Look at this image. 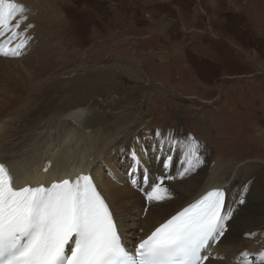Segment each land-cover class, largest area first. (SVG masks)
<instances>
[{
    "label": "rangeland",
    "instance_id": "rangeland-1",
    "mask_svg": "<svg viewBox=\"0 0 264 264\" xmlns=\"http://www.w3.org/2000/svg\"><path fill=\"white\" fill-rule=\"evenodd\" d=\"M15 2L25 7L47 52L39 54L44 60L36 74L22 83L12 84L0 64V119L27 100L24 117L10 134L38 132L39 145L33 139L22 149L31 145L34 153L41 151L52 116L93 108L100 112L95 139L110 132L125 140L139 131L172 127L199 141L200 153L206 148L211 158H203L202 168L226 159L264 172V0ZM65 123L62 137L71 129L75 136L72 144L65 142L68 135L62 138L64 147H74L79 133L92 127ZM123 152L114 149L111 155L117 160ZM100 165L113 185L125 183L117 162ZM145 207L129 209L118 221L143 236L130 224L141 222ZM147 223L143 218L142 225Z\"/></svg>",
    "mask_w": 264,
    "mask_h": 264
},
{
    "label": "snow or ice",
    "instance_id": "snow-or-ice-1",
    "mask_svg": "<svg viewBox=\"0 0 264 264\" xmlns=\"http://www.w3.org/2000/svg\"><path fill=\"white\" fill-rule=\"evenodd\" d=\"M25 11L15 0H0V36L5 37L0 40V55L19 56L31 41L27 29L21 31ZM146 131L145 136L133 137L127 148V175L133 185L146 186L140 190L147 212L153 203L172 199L165 181L192 174L204 159L199 141L191 134ZM177 161V176L166 175ZM152 162L160 166L159 176H153ZM50 167L49 162L43 171ZM13 179L9 167L0 161V264H206L212 258L210 249L226 235L234 215L226 191L209 190L155 226L130 251L90 175L47 186L17 187ZM248 187H242L236 205L245 203ZM252 255L257 260H251ZM234 259L239 264H264V251H242Z\"/></svg>",
    "mask_w": 264,
    "mask_h": 264
},
{
    "label": "bare ground",
    "instance_id": "bare-ground-1",
    "mask_svg": "<svg viewBox=\"0 0 264 264\" xmlns=\"http://www.w3.org/2000/svg\"><path fill=\"white\" fill-rule=\"evenodd\" d=\"M30 24L31 22L28 20H25L21 24V31L27 29L28 36L34 37L29 42L28 46L22 50V54L19 56L4 57H2V55L0 57V60H4L0 61L3 68L2 75L3 73H6L3 76L9 77L12 84L22 83L27 77H29V80L33 76L29 74H36L37 67L43 64L44 56L41 57L39 54H43V50L45 52L46 50L43 48L42 44H40L36 35V31L38 33L39 31H35L32 27L28 28V25ZM1 37L0 40L5 39V37ZM40 58L41 61L37 60ZM25 60L26 62H23ZM23 63L26 64V69H24V67H19ZM15 78L21 82L17 79L15 80ZM26 102L27 100L22 101L8 113V116H5L4 119H0V161L5 162L9 167L14 178V186L20 187L25 183H30L33 186H36L38 183H45L47 186V184L52 181L65 178L75 179L76 176L81 174L90 175L97 186V190L101 193L112 210L122 234V242L126 247H132V245L149 234L155 226L164 222L165 219L169 218L182 207L193 202L207 191L215 188H223L227 193L228 205L234 208V215L227 223L228 230L226 235L221 238L220 242L214 244L210 249L212 258L210 261L206 262V264H239V262L234 259L238 253L248 251L249 253L258 254L264 251V172L260 173L258 172L259 170L257 171L256 169V171H254L242 162H240L242 164L239 165V163L225 159L220 162L216 161L215 164L207 163L206 168L200 167L192 174L185 176L183 179L177 177L176 179L165 181L166 185L171 188L170 192L172 193V199L166 200L162 203H153L151 206H148L147 212L144 211L145 213H143V210L141 211L144 214V217L141 216L139 218L141 221L140 223L134 219L135 222L130 224L134 229L136 228L135 230H137V232H143L144 235L140 236L136 234V231L134 230V232H130L128 227L121 225L118 219L127 216L130 212L129 209H134V212H137L136 209H143L146 206L144 197L140 194V189L145 188L146 186L140 183L135 190L129 176L127 175L129 163L127 148L131 144L133 137L144 136L143 133H147L148 131L145 130L133 133L125 140H121V136H114L110 132H108L106 137L102 135L103 137L95 139L97 138V133L101 132L100 130H93L97 129L94 126L100 119V112L93 108H90L89 111L88 109L86 111L78 109L67 115L64 113L62 115L52 116V121H50V123L53 125L51 128L48 126L51 131L44 130L48 138L46 139L44 146L39 148L41 151L39 153L36 151L37 154L33 152L31 145L29 148H22L24 142V145H26L28 141L31 143L33 139L34 145L38 146V132L27 131L18 135L16 138L10 134L15 127L14 125L23 119L24 112L21 108L26 106ZM91 109L93 110L91 111ZM65 120H68L73 125L77 126H81L82 124H92L89 131H86L85 133L82 131V135L76 133L78 137H76L77 140L74 142V147L63 146L66 144L62 142V138H65L67 135L69 136L70 133L67 131L66 136L62 137L63 125L66 124ZM139 122L143 123V118H140ZM133 126L135 125L128 126L129 128L127 129H131ZM168 128L169 129L164 128V130H173L175 134L179 136H182L183 134H181L176 128ZM54 129H58L59 131L54 133L52 132ZM78 129L79 128H77V130ZM71 130H73V132L66 138V143H71V139L75 136V130ZM104 132L105 131H103V133ZM80 135L81 138H79ZM11 138L12 140L9 141ZM112 139L119 141H110ZM123 142L125 143L123 144ZM104 149H106V151L109 149L108 152L110 154L104 152V154L101 155L103 161L100 162V164L117 162L122 167L121 175L124 178L125 183L113 185L109 179L103 176V172L108 174L107 168L104 167L102 169L103 172L100 171L99 166L102 167V165H98L97 162ZM114 149L117 153L121 150L124 151L121 156H115L117 160L113 159V156L111 155ZM202 149L204 153L200 154L205 160H209L211 157L206 155V148L202 147ZM45 161L51 163V167L47 172L43 171ZM179 167L180 164L179 161H177L174 167H170L165 171V174L176 177ZM152 172L153 176H159L161 174L160 166L154 164ZM107 177L113 179L110 175H107ZM115 181L117 183V180ZM245 184L249 185L248 191L245 195V203L242 205H236V201L239 200L242 187ZM197 191L200 192L195 195ZM187 196L192 197L188 200ZM162 216L164 219L160 222L157 221V219L162 218ZM142 217L148 219L147 225L145 224L146 226L142 225ZM151 224L154 227H152ZM147 227L152 228L146 230ZM251 242H254V244H251ZM261 244H263V247H261ZM257 258V255H252L250 257L253 261L257 260Z\"/></svg>",
    "mask_w": 264,
    "mask_h": 264
},
{
    "label": "water",
    "instance_id": "water-1",
    "mask_svg": "<svg viewBox=\"0 0 264 264\" xmlns=\"http://www.w3.org/2000/svg\"><path fill=\"white\" fill-rule=\"evenodd\" d=\"M226 79H229V78H226Z\"/></svg>",
    "mask_w": 264,
    "mask_h": 264
}]
</instances>
